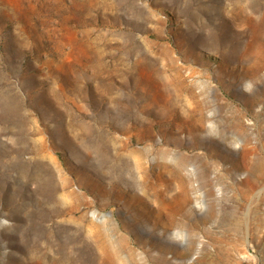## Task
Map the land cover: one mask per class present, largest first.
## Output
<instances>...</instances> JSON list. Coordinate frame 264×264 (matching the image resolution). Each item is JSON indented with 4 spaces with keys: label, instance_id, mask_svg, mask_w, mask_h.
I'll use <instances>...</instances> for the list:
<instances>
[{
    "label": "rangeland",
    "instance_id": "rangeland-1",
    "mask_svg": "<svg viewBox=\"0 0 264 264\" xmlns=\"http://www.w3.org/2000/svg\"><path fill=\"white\" fill-rule=\"evenodd\" d=\"M219 5L0 0V264H264V58Z\"/></svg>",
    "mask_w": 264,
    "mask_h": 264
},
{
    "label": "bare ground",
    "instance_id": "bare-ground-1",
    "mask_svg": "<svg viewBox=\"0 0 264 264\" xmlns=\"http://www.w3.org/2000/svg\"><path fill=\"white\" fill-rule=\"evenodd\" d=\"M218 22L237 31L232 42L233 69L247 70V65L264 58V0H220ZM257 43L262 53L253 49Z\"/></svg>",
    "mask_w": 264,
    "mask_h": 264
},
{
    "label": "clouds",
    "instance_id": "clouds-1",
    "mask_svg": "<svg viewBox=\"0 0 264 264\" xmlns=\"http://www.w3.org/2000/svg\"><path fill=\"white\" fill-rule=\"evenodd\" d=\"M251 88H252V85H251V83H249V84H247V85L245 86V91H250Z\"/></svg>",
    "mask_w": 264,
    "mask_h": 264
}]
</instances>
